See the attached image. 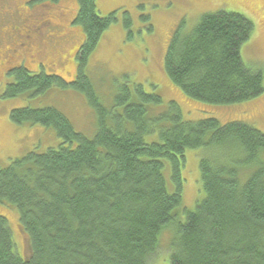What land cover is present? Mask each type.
<instances>
[{"label": "trees", "instance_id": "trees-1", "mask_svg": "<svg viewBox=\"0 0 264 264\" xmlns=\"http://www.w3.org/2000/svg\"><path fill=\"white\" fill-rule=\"evenodd\" d=\"M114 20L115 11L102 16L96 0H78L73 23L84 41L73 81L31 74L23 65L7 73L12 81L6 97L51 87L83 92L98 114V127L89 138L55 107L11 109L13 123L51 127L60 141L0 167V203L17 209L28 246L26 256L15 250L7 219L0 215V264H149L168 226V264H264V132L239 121L221 124L215 117L184 120L175 103L170 112L150 118L146 104L161 99L140 85L139 102L124 87L115 101L123 112L107 120L109 111L84 67ZM123 24L129 29L127 12ZM253 29L239 12L205 13L190 31L175 30L163 69L191 99L215 105L253 99L264 91L263 75L241 58ZM152 128L157 140L146 141ZM198 147L213 155L199 160L204 196L188 210L181 205L180 170L185 151ZM164 158L171 165L172 193L166 189Z\"/></svg>", "mask_w": 264, "mask_h": 264}, {"label": "rangeland", "instance_id": "rangeland-1", "mask_svg": "<svg viewBox=\"0 0 264 264\" xmlns=\"http://www.w3.org/2000/svg\"><path fill=\"white\" fill-rule=\"evenodd\" d=\"M96 3L102 16L115 11L116 20L104 30L89 54L84 74L99 103L108 109L107 120L110 121L111 114L123 112V106L115 101L124 87L132 99L139 102L135 88L140 85L144 93H155L161 99L158 104H146L150 118L170 112V104L175 103L184 120L215 117L221 124L239 121L264 132V91L238 103L210 104L187 97L163 69L165 51L176 29L180 27L181 31L188 32L203 14L230 10L245 15L254 25L250 38L241 46V58L247 66L261 71L264 84V0H96ZM77 10L78 0L54 3L50 0H0V167H6L12 159L28 151H44L60 141L51 127L13 123L9 118L13 108L52 106L68 118L75 131L86 137L91 138L97 130L98 114L83 92L51 87L40 94L28 90L15 97L4 95L6 85L12 81L11 76L3 75L4 68L8 67L23 65L31 74H54L67 82L76 78L77 52L84 41L81 27L73 23ZM125 12L131 21L129 29L123 24ZM24 37L30 39L29 51L22 48ZM17 47L20 49L15 51ZM152 131L144 135L146 141L157 140V132L154 133L153 128ZM212 155L213 150L207 147L190 148L184 153L185 161L180 170L181 205L188 210L204 196L199 160ZM163 161L166 189L172 193L175 186L170 161L165 158ZM0 215L7 219L15 250L26 256L27 239L19 226L17 209L2 202ZM163 229L158 237L159 247L149 257V264H168L172 227Z\"/></svg>", "mask_w": 264, "mask_h": 264}, {"label": "flooded vegetation", "instance_id": "flooded-vegetation-1", "mask_svg": "<svg viewBox=\"0 0 264 264\" xmlns=\"http://www.w3.org/2000/svg\"><path fill=\"white\" fill-rule=\"evenodd\" d=\"M29 41H30V39L27 40V38H25V37H24V39H22V48L25 47V50L24 51H29V48H28V46L30 44ZM19 49L20 48L17 47V50H15V51H18ZM11 69L12 68H10V67L4 68L3 75L7 74Z\"/></svg>", "mask_w": 264, "mask_h": 264}]
</instances>
